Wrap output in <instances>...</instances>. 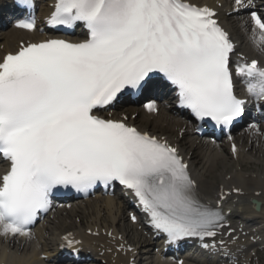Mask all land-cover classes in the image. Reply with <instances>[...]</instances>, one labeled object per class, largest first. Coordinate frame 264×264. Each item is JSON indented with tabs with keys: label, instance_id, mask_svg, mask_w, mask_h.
Wrapping results in <instances>:
<instances>
[{
	"label": "snow or ice",
	"instance_id": "snow-or-ice-1",
	"mask_svg": "<svg viewBox=\"0 0 264 264\" xmlns=\"http://www.w3.org/2000/svg\"><path fill=\"white\" fill-rule=\"evenodd\" d=\"M16 3L33 7L32 0ZM234 4L237 13L248 11L251 43L264 55V16L252 10L253 0ZM216 16L189 0H55L48 24L82 25L87 38L29 43L0 61V159L8 165L0 174V237L30 239L55 190L87 194L119 183L169 244L195 238L220 252L205 241L222 235L226 217L201 201L178 149L130 126L127 117L98 115L161 79L177 90L180 108L217 127L228 128L244 114L234 76L249 97L264 102V63L251 59L233 69L236 46ZM17 26L37 27L34 18ZM145 108L158 113L155 101ZM250 127L259 132L258 125ZM219 244L223 248L222 238Z\"/></svg>",
	"mask_w": 264,
	"mask_h": 264
},
{
	"label": "bare ground",
	"instance_id": "bare-ground-1",
	"mask_svg": "<svg viewBox=\"0 0 264 264\" xmlns=\"http://www.w3.org/2000/svg\"><path fill=\"white\" fill-rule=\"evenodd\" d=\"M189 1L200 6L217 7V17L231 31L237 42L236 64L250 55H260L264 58V55L251 43L250 18H239L238 15L226 17L228 9L224 6L234 4V0ZM253 3L256 8L257 2L253 0ZM36 36L35 31L25 32L18 29L0 32V60L5 53L16 51L20 47V42L34 40ZM135 111H138V117H127L125 122L166 139L178 149L179 154L188 164L189 173L197 182V193L202 202H205V199L213 200L218 206L223 205L226 209L233 207L232 214L236 216L235 222H243L246 226L236 227L235 222L230 218L233 223L222 230L226 234L229 229L234 230L228 235L227 242L224 241L225 246L231 249V253L234 251L228 257L237 259L245 254L248 256L253 243H257L259 239L264 240V143L260 140V138L264 140V125H260L259 132L253 140L240 142L244 137L243 134L237 138L234 143L237 152L234 154L232 142H228L231 146L229 152L221 144L215 145L205 140L196 143V140L191 138L189 129L186 130L187 121L183 115H174L165 108H161L158 115L148 112L145 107L138 110L135 108ZM105 115L119 116L118 112H107ZM182 131H186V136ZM250 132L255 130L251 129ZM184 145L187 147L185 148ZM225 153L229 155L226 156ZM235 188H239L241 192H235L233 190ZM251 198H257L262 202L260 210L253 209L249 201ZM79 203L71 204L69 207L66 206L67 204L54 206L43 222L35 230H31L30 239L19 236L0 237V264L50 263L43 261L41 254L55 256L59 240L55 237L68 232H71L74 237L81 238L85 245L94 246L92 253L95 255L90 257L91 260L94 258L95 264H102L103 259L107 260L108 264H130L134 258L140 259L141 262L147 261L149 264H174L169 260H162V256L155 252V249L159 247L157 240L151 238L152 233L148 227H140L141 222L138 224L127 222L126 225L131 231L134 228V232L142 238L145 237L143 244L139 240L134 243L132 234L125 232V229L122 231L120 225L126 222L123 212L128 207V203L130 205L123 195L96 196L87 202ZM89 206L94 208L93 213L86 215ZM141 214L144 215V213ZM51 215L54 217L50 218ZM56 227L58 229H55ZM56 230H60V233L54 232ZM110 232L111 235H109ZM119 235L122 236L121 239ZM228 257L227 260H229ZM185 259L183 264L196 262L195 257L191 255L186 256ZM203 260L205 264H216L205 257Z\"/></svg>",
	"mask_w": 264,
	"mask_h": 264
}]
</instances>
